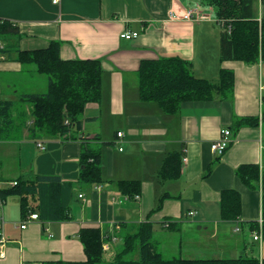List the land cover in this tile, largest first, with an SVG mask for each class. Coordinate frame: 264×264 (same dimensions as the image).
<instances>
[{"label":"crops","instance_id":"1","mask_svg":"<svg viewBox=\"0 0 264 264\" xmlns=\"http://www.w3.org/2000/svg\"><path fill=\"white\" fill-rule=\"evenodd\" d=\"M258 7L261 19L264 0H258ZM192 9L201 16L171 18L172 12ZM0 19L19 25L22 50L59 40L63 59H100L103 67L101 101L87 104L81 131L89 139L100 135L103 181L88 184L79 180L80 139L30 136L27 113L32 104L20 98L46 92L48 76L0 53V98L16 102L13 126L0 133V188L18 179L59 176L60 206L70 215L40 216L20 228L16 224L39 210L24 214L20 196L0 197V232L7 239L0 264L84 261L79 232L86 227L99 228L106 236L101 263L108 264L122 248L124 232L147 220L154 223L153 240L163 255L170 245L172 256H193L185 258L264 257V233L262 240L254 238V225L263 216L261 179L251 187L237 174L243 164L263 165L264 62L220 61L221 29L214 24L212 7L202 0H0ZM124 31L140 34L129 40L121 37ZM176 56L191 61L197 77L215 82L222 67L232 70L233 93L227 99L217 95L186 102L175 112L142 100V61ZM244 117L254 121L237 127V119ZM225 128L231 129L232 141L220 155L212 143ZM181 152L180 176L162 180L159 170L165 159ZM119 180L141 181L139 198H127ZM228 188L242 197L236 220L222 216L221 192ZM36 205L34 200L30 208ZM166 222L176 224L171 228Z\"/></svg>","mask_w":264,"mask_h":264},{"label":"trees","instance_id":"2","mask_svg":"<svg viewBox=\"0 0 264 264\" xmlns=\"http://www.w3.org/2000/svg\"><path fill=\"white\" fill-rule=\"evenodd\" d=\"M204 4L214 10L215 23L220 27V61L238 60L247 64L264 62V16L259 18L258 0H204ZM19 25L11 20L0 19V40L5 46L0 53L13 56L22 64L36 66L39 73L48 76V90L44 93H26L22 102L32 104V122L30 136L38 140L65 137L80 139L82 143L79 180L88 184L103 181L99 144L100 135L89 139L81 135L84 126V112L87 104L100 102L102 98L103 67L100 59H63L61 42L52 40L47 47L22 50L17 45L20 38ZM15 38L16 42L12 40ZM140 97L144 101H156L166 111L175 112L183 103L190 101L213 100L217 95L227 99L235 88V74L232 70L221 68L218 81L197 77L192 63L181 57H162L143 60L138 70ZM16 102L0 98V133L12 127V113ZM68 121V122H67ZM254 121L252 117L239 118L237 127ZM3 134V133H2ZM264 147V139H263ZM182 152L170 154L159 170L162 180L180 176ZM237 174L244 184L258 187L262 183V215L264 233V150L263 165L243 164ZM16 185L0 188V197H21L23 213L39 210L38 216L52 219H68L67 209L60 206L59 176H38L35 180H16ZM123 194L134 199L141 192V181L119 180ZM163 194L158 202L160 206L166 197ZM35 208H30L33 202ZM222 216L227 220H236L241 215L242 197L234 188L221 192ZM165 223V222H164ZM172 228V222H166ZM254 230H259V222ZM126 228V226H125ZM154 223L144 221L123 234V246L113 261L108 264H264V257L240 256L237 258H185L180 255L167 258L157 248L153 240ZM87 259L84 261H45L43 264H98L104 260L106 236L96 227L80 230Z\"/></svg>","mask_w":264,"mask_h":264},{"label":"built area","instance_id":"3","mask_svg":"<svg viewBox=\"0 0 264 264\" xmlns=\"http://www.w3.org/2000/svg\"><path fill=\"white\" fill-rule=\"evenodd\" d=\"M54 2H57V0H54ZM197 12H198L197 10H193V9L187 10L182 14H178L177 12H172L171 18H174V19L185 18V19L191 20L195 14H197L198 17L201 16V14L197 13ZM139 34H140L139 31H124L121 33V37L130 40V39H133V38L139 36ZM3 46H4L3 43L0 42V47H3ZM231 134H232L231 129H229V128L223 129V131L221 133V137L212 143L213 151L220 154V155L224 154L225 151L227 150V148L229 147L231 141H232ZM123 135H124L123 132H118L119 137H122ZM38 145L41 149H43V150L46 149V147L44 146V144L42 142H38ZM120 149L122 150L123 148L120 147ZM184 160L186 161L187 159L185 158ZM16 184H17L16 180L11 183V185H16ZM80 196H82V195H80ZM127 198H129V197L127 196ZM135 198H139V195H136ZM0 217H1V215H0ZM37 218H39L37 213H31L25 222H23L21 224H16V226L20 227V228H26L28 223H29V220L37 219ZM259 225H260L259 230L254 232V238L256 240H262L263 239V216L259 220ZM6 243H7V239L0 232V257L1 258L5 257ZM106 247L108 248V244H106Z\"/></svg>","mask_w":264,"mask_h":264},{"label":"rangeland","instance_id":"4","mask_svg":"<svg viewBox=\"0 0 264 264\" xmlns=\"http://www.w3.org/2000/svg\"><path fill=\"white\" fill-rule=\"evenodd\" d=\"M202 1H204V0H202ZM259 8V7H258ZM215 24V26H218L216 23H214ZM16 111V110H15ZM19 110L17 109V111L16 112H18ZM16 112H14V116L15 117H17L16 116ZM28 117L29 118H31L32 117V112L31 111H28ZM15 137H17V138H19L20 137V135H18L17 133H15V135H14ZM117 245H119V247H121L122 246V241L120 240L118 243H117ZM169 247L167 248V252H165V257H167V258H170L172 255H173V253L172 252H170L171 250H170V245H168ZM178 256V255H177ZM183 256L184 257H193L192 256V254H189L188 252H184L183 253ZM173 257V256H172ZM98 264H103V263H98Z\"/></svg>","mask_w":264,"mask_h":264}]
</instances>
